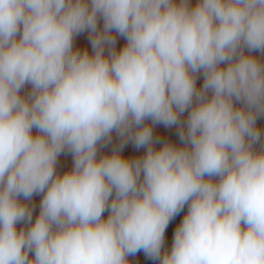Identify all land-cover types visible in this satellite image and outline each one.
<instances>
[{
	"label": "clouds",
	"instance_id": "1",
	"mask_svg": "<svg viewBox=\"0 0 264 264\" xmlns=\"http://www.w3.org/2000/svg\"><path fill=\"white\" fill-rule=\"evenodd\" d=\"M261 57L264 0H0V264H264Z\"/></svg>",
	"mask_w": 264,
	"mask_h": 264
},
{
	"label": "rangeland",
	"instance_id": "2",
	"mask_svg": "<svg viewBox=\"0 0 264 264\" xmlns=\"http://www.w3.org/2000/svg\"><path fill=\"white\" fill-rule=\"evenodd\" d=\"M197 3V0H191V4L194 6ZM102 20L100 21V27H102ZM126 43V41L123 38H118L117 40V49L119 50L120 48H122L124 46V44ZM74 47L75 48H79L81 50H83L84 48H87L89 52H91V45L89 43V39H88V33H82L81 35H79L75 41H74ZM255 55H259L258 53H254ZM262 60H264V57H261ZM203 84V78L202 76H200L197 80V87H201ZM31 90L30 85L26 86L23 90H22V94H26L27 92H29ZM187 118V112L184 114V116L182 117V119H186ZM257 127H259L262 131H264V117H261L257 120ZM177 127L173 126L171 128H165L163 125H157L154 128V135L159 137L161 139V141H168L177 145H180V140L178 138L177 135ZM34 134H35V130H34ZM119 143V139L116 136L115 133H113V137H112V144L109 145L106 148H103L101 150V152L99 153L100 155L103 154H110L111 153V149L112 146L116 145ZM161 145L157 144L156 147L159 148ZM145 153V149H136L131 143H128L125 148L122 151V155H124L125 157L128 158H136L139 156H142ZM73 166V158L71 156V154L68 153H64L61 154V156L58 158V164H57V172L59 174H63L65 171H69L71 170ZM42 199L41 195H34L31 203L35 205V210L33 213V221L35 220L36 216L39 214V205H40V201ZM187 212V206H185L184 211H182L179 215H177L175 217V219H173L168 228L166 229V233H165V244H164V249L170 250L171 245H172V241H173V236H174V231L175 228L180 224V222L183 219V216L186 214ZM107 212H105V217L107 216ZM23 227V225H18V228ZM137 255H144L143 252H139L136 254V256L134 257H129V260L131 261V264H154L153 261H151L150 259L146 258L144 256V259H141L140 256ZM158 264V262H157Z\"/></svg>",
	"mask_w": 264,
	"mask_h": 264
},
{
	"label": "trees",
	"instance_id": "3",
	"mask_svg": "<svg viewBox=\"0 0 264 264\" xmlns=\"http://www.w3.org/2000/svg\"><path fill=\"white\" fill-rule=\"evenodd\" d=\"M137 256H140V255H137ZM144 256H145V255H141V256H140V257H141V259H144Z\"/></svg>",
	"mask_w": 264,
	"mask_h": 264
}]
</instances>
